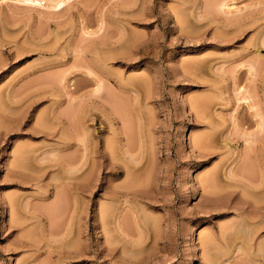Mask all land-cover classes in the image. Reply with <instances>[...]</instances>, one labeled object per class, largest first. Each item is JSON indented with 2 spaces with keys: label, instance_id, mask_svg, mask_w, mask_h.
Wrapping results in <instances>:
<instances>
[{
  "label": "rangeland",
  "instance_id": "1",
  "mask_svg": "<svg viewBox=\"0 0 264 264\" xmlns=\"http://www.w3.org/2000/svg\"><path fill=\"white\" fill-rule=\"evenodd\" d=\"M64 1L0 0V264H264V0Z\"/></svg>",
  "mask_w": 264,
  "mask_h": 264
},
{
  "label": "bare ground",
  "instance_id": "2",
  "mask_svg": "<svg viewBox=\"0 0 264 264\" xmlns=\"http://www.w3.org/2000/svg\"><path fill=\"white\" fill-rule=\"evenodd\" d=\"M23 1H30V2H31V1H32V2L35 1V2H37V4L39 3V0H23ZM40 1H41V0H40ZM52 1H53V0H52ZM64 2H65L64 0H57L56 4L60 5V4L64 3ZM33 4H34V3H33ZM39 4H40V3H39ZM56 4H55V5H56ZM40 5H41V4H40ZM229 173H233L232 170H231ZM259 183L261 184V181H259ZM262 183H263V182H262ZM257 184H258V183H257ZM260 184H258V185H260ZM255 185H256V184H255ZM255 185H254V186H255ZM261 186H262V185H261ZM263 208H264V207H263Z\"/></svg>",
  "mask_w": 264,
  "mask_h": 264
}]
</instances>
